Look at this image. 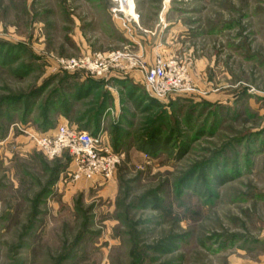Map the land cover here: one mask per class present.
<instances>
[{
  "label": "rangeland",
  "instance_id": "obj_1",
  "mask_svg": "<svg viewBox=\"0 0 264 264\" xmlns=\"http://www.w3.org/2000/svg\"><path fill=\"white\" fill-rule=\"evenodd\" d=\"M128 3L0 0V264H264V0ZM94 52L125 56L107 78L62 68ZM131 57L174 63L193 90L146 96ZM54 93L123 155L110 180H71L68 153L15 126L44 132ZM149 126L171 137L155 155Z\"/></svg>",
  "mask_w": 264,
  "mask_h": 264
},
{
  "label": "built area",
  "instance_id": "obj_2",
  "mask_svg": "<svg viewBox=\"0 0 264 264\" xmlns=\"http://www.w3.org/2000/svg\"><path fill=\"white\" fill-rule=\"evenodd\" d=\"M123 53H93L78 58L60 61L62 68L68 72L85 71L91 76L107 78L120 68ZM129 72L135 69L142 74L145 89L151 98L164 99L173 94L193 90L190 79L184 77L174 63L158 59L149 65L140 58L129 59ZM31 138L36 147L50 158L63 153L70 156V165L66 175L71 180L87 181L110 180L122 160L123 155L115 153L109 143L104 141L102 133L93 134L86 130L60 124L54 132H34L22 123L15 125ZM14 126H12L13 129Z\"/></svg>",
  "mask_w": 264,
  "mask_h": 264
},
{
  "label": "trees",
  "instance_id": "obj_3",
  "mask_svg": "<svg viewBox=\"0 0 264 264\" xmlns=\"http://www.w3.org/2000/svg\"><path fill=\"white\" fill-rule=\"evenodd\" d=\"M84 87H87V82H85V84H83L80 87L79 94H78V96L76 95V97H75L76 99L75 100L80 101L82 99H86V98H88V96H90V94H92L91 89H89L90 87H87L85 90H84ZM56 94L57 93H54L51 96V98L48 100V103H47V105H46V107L44 109V114L42 115V120L43 121L45 120L44 123L48 126L46 128V130H45V126H44L45 124L43 125L42 128H43L44 132H48L49 129H51V128L55 127V125H57V120H58L59 116H65L69 120V122L71 123L69 125L72 126V123H75L76 125H78V127H79L78 129L82 130V128H90L91 127L92 124L89 121H86L85 124L83 123L84 121H82V120H79L77 122L76 121L75 122L71 121V119H70V111L74 107L75 102L73 101L72 98L70 99V97H66V96L62 97V96L56 95ZM32 95H34V94H31L28 97V100L30 98L32 99V97H33ZM27 104L28 105H26L27 108H26V111H25V112H27V113H25L26 116H27L28 111H29L28 110L29 102ZM3 108L5 109L6 114H8L7 111H9V109L7 107H4V106H3ZM102 114H104L103 111L102 110H98L96 118L99 117L98 120H100L101 117H102ZM52 118H54L53 121H52ZM98 120H97V122H99ZM27 121H28L27 118H25V119L22 118L21 119V122L26 123ZM149 127H148V130H144L145 131L144 135H142L140 137V141H141V144H142L141 149H143L146 152V154L155 155L157 153L156 152L157 149H160V148L163 149V148L167 147V144L170 143L169 141L171 140L170 139L171 137H168L165 141H163L162 138L159 137V135H158L159 130H157L155 127H150V129H149ZM190 176H191V174H190ZM189 180H190V177H189V179L187 181H189ZM152 202H153L155 207L160 206V204H159L160 198L159 197L155 196L153 198Z\"/></svg>",
  "mask_w": 264,
  "mask_h": 264
},
{
  "label": "crops",
  "instance_id": "obj_4",
  "mask_svg": "<svg viewBox=\"0 0 264 264\" xmlns=\"http://www.w3.org/2000/svg\"><path fill=\"white\" fill-rule=\"evenodd\" d=\"M130 76V79L133 80V82L135 84H138V82H141L142 84L144 83L143 82V79H142V75H139V73H133L132 75H129ZM145 93H146V96L150 97L147 93V91L145 90ZM112 96L114 98V100L116 101L118 98L116 97V95L114 93H112ZM119 110V105L117 106L115 104V110H114V114L116 116H119L120 112L118 111ZM60 124H71L69 122V120L65 117V116H59L58 117V120H57V125H55V127L49 129L48 131L50 132H54V130L60 125ZM72 126L73 127H76V128H79L78 125H76L75 123H72ZM32 130H34L33 128H30Z\"/></svg>",
  "mask_w": 264,
  "mask_h": 264
},
{
  "label": "bare ground",
  "instance_id": "obj_5",
  "mask_svg": "<svg viewBox=\"0 0 264 264\" xmlns=\"http://www.w3.org/2000/svg\"><path fill=\"white\" fill-rule=\"evenodd\" d=\"M129 1V3H128V7H133V5L131 4L132 3V0H128Z\"/></svg>",
  "mask_w": 264,
  "mask_h": 264
}]
</instances>
